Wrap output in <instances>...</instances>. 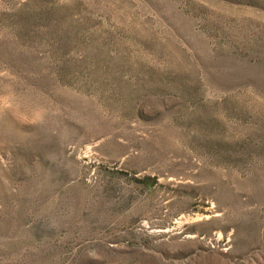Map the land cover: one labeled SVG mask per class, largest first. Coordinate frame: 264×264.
I'll use <instances>...</instances> for the list:
<instances>
[{
    "label": "rangeland",
    "instance_id": "1",
    "mask_svg": "<svg viewBox=\"0 0 264 264\" xmlns=\"http://www.w3.org/2000/svg\"><path fill=\"white\" fill-rule=\"evenodd\" d=\"M0 264H264V0H0Z\"/></svg>",
    "mask_w": 264,
    "mask_h": 264
}]
</instances>
